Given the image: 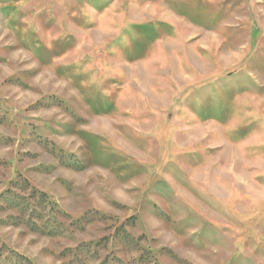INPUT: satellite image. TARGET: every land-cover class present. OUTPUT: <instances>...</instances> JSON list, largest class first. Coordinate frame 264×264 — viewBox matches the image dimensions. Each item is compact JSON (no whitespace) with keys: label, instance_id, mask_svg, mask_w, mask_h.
Segmentation results:
<instances>
[{"label":"rangeland","instance_id":"obj_1","mask_svg":"<svg viewBox=\"0 0 264 264\" xmlns=\"http://www.w3.org/2000/svg\"><path fill=\"white\" fill-rule=\"evenodd\" d=\"M0 264H264V0H0Z\"/></svg>","mask_w":264,"mask_h":264}]
</instances>
